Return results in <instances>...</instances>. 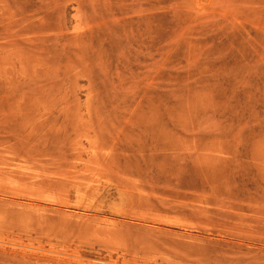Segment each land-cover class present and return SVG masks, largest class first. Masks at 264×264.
<instances>
[{
    "label": "rangeland",
    "instance_id": "374dc122",
    "mask_svg": "<svg viewBox=\"0 0 264 264\" xmlns=\"http://www.w3.org/2000/svg\"><path fill=\"white\" fill-rule=\"evenodd\" d=\"M179 263L264 264V0H0V264Z\"/></svg>",
    "mask_w": 264,
    "mask_h": 264
},
{
    "label": "bare ground",
    "instance_id": "6f19581e",
    "mask_svg": "<svg viewBox=\"0 0 264 264\" xmlns=\"http://www.w3.org/2000/svg\"><path fill=\"white\" fill-rule=\"evenodd\" d=\"M4 157V156H3ZM6 161V160H5ZM8 161V160H7ZM23 162V161H22ZM20 163V162H19ZM23 164V163H22ZM25 164V163H24ZM29 164V163H28ZM23 168V167H22ZM24 169V168H23ZM27 171V170H26ZM29 172V171H28ZM37 180V179H36ZM10 192V191H9ZM119 232V231H118ZM156 238V237H155ZM9 239V238H8ZM134 240V239H133ZM3 241V240H2ZM13 241H15V240H13ZM114 241V240H113ZM16 242V241H15ZM2 243V242H1ZM162 243V242H161ZM175 243V242H174ZM179 243V242H178ZM162 246V245H161ZM175 247V246H174ZM117 248V247H116ZM160 248V247H159ZM158 248V249H159ZM169 248H171V247H169ZM176 248V247H175ZM147 252V251H146ZM160 252V251H159ZM65 254V253H64ZM68 254V253H67ZM52 256V255H51ZM68 257V256H67ZM77 258V257H76ZM143 258H145V257H143ZM154 259V258H153ZM158 261V260H157ZM129 263V262H128ZM180 264V263H179Z\"/></svg>",
    "mask_w": 264,
    "mask_h": 264
}]
</instances>
